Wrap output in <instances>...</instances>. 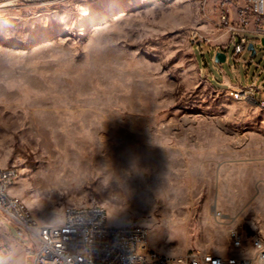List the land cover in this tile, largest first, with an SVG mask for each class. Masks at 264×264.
Returning a JSON list of instances; mask_svg holds the SVG:
<instances>
[{"label":"rangeland","instance_id":"1","mask_svg":"<svg viewBox=\"0 0 264 264\" xmlns=\"http://www.w3.org/2000/svg\"><path fill=\"white\" fill-rule=\"evenodd\" d=\"M243 4L0 8V166L18 170L12 191L36 221L59 225L66 206L99 205L110 226H141L174 256L235 253L229 228L248 247L264 239V107L227 91L252 85L264 100V36L246 34L255 54L235 56L237 36L217 28ZM2 230L29 247L12 225ZM25 254L1 264H32Z\"/></svg>","mask_w":264,"mask_h":264},{"label":"built area","instance_id":"2","mask_svg":"<svg viewBox=\"0 0 264 264\" xmlns=\"http://www.w3.org/2000/svg\"><path fill=\"white\" fill-rule=\"evenodd\" d=\"M59 1L62 0H0V8L15 6L19 2L45 4ZM217 28L237 36L234 55L239 56L250 42L246 34L264 36V0H244L242 8L234 12V21L231 22L224 13ZM221 51L225 53V48ZM227 91L239 101L246 100L264 107V100L255 96V86ZM16 175L19 174L15 167L0 166V264L11 252L3 239L4 223L15 227L28 241L27 253L32 264H264V252L246 257H230V253L217 256L202 250H192L181 256L161 253L151 247L147 231L141 226L111 229L106 211L99 209V205L66 206L59 228L30 221V210L18 205V196L9 193ZM227 235L230 249L243 246L238 230L229 228ZM256 243H264V240L257 237L255 248Z\"/></svg>","mask_w":264,"mask_h":264},{"label":"bare ground","instance_id":"3","mask_svg":"<svg viewBox=\"0 0 264 264\" xmlns=\"http://www.w3.org/2000/svg\"><path fill=\"white\" fill-rule=\"evenodd\" d=\"M49 3H56V2H49ZM230 96V94H229ZM233 100L235 101H239V98H233L232 96H230ZM18 178V175H16V180ZM18 205H23L24 207H26V205L23 203V201L18 198ZM99 209L104 210L102 207L99 206ZM66 211V207L64 208L63 212L64 213ZM29 220L30 221H36L31 214L29 213ZM51 228H59V225H55V226H51ZM111 229H120V227H112L110 226ZM264 240V239H262ZM241 241H243V246L240 247H232L231 249L233 251H235V253L230 254V257H246V256H251V255H262V252H264V243H256V248H255V241H257V238H254L250 241L249 243V249H246L248 251L245 250V252L243 253H239L238 251L243 250L244 249V239L243 236L241 235ZM212 255H217V256H225V255H220L217 253H213V252H209Z\"/></svg>","mask_w":264,"mask_h":264},{"label":"crops","instance_id":"4","mask_svg":"<svg viewBox=\"0 0 264 264\" xmlns=\"http://www.w3.org/2000/svg\"><path fill=\"white\" fill-rule=\"evenodd\" d=\"M229 18L231 19V16H230ZM223 48H225V47H223ZM216 49H217L218 51H221V50H222V47H221V48L216 47ZM9 193H10L11 195H15L14 192L12 191V186L9 188ZM15 196H16V195H15ZM60 223H61V218H60V221L58 222V224H60ZM2 232L4 233V236H3L4 241H5L6 243L9 244L10 249H11V252H10L9 255H11L12 252L15 251L16 249H17V251L19 252V254H21V253H22V250H24V252L26 253L25 255H29V254L27 253V250H28L29 247H28V248H27V247H23V246H22L21 244H19L18 242L13 241L12 238L9 236V234H8L7 231H3V230H2ZM6 238H8V240H7ZM244 243H245V242H244ZM245 245H246V248L249 249L248 244L245 243ZM20 251H21V252H20Z\"/></svg>","mask_w":264,"mask_h":264},{"label":"water","instance_id":"5","mask_svg":"<svg viewBox=\"0 0 264 264\" xmlns=\"http://www.w3.org/2000/svg\"><path fill=\"white\" fill-rule=\"evenodd\" d=\"M260 44L261 46H264V38L260 39ZM246 51H248L250 53L251 56H253L255 54V47L254 44L252 42H249L247 47H246ZM226 59V55L224 52L222 51H216L214 54V62L216 64H221L225 61Z\"/></svg>","mask_w":264,"mask_h":264}]
</instances>
